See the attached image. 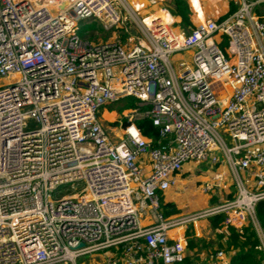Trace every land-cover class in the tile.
Instances as JSON below:
<instances>
[{
    "label": "built area",
    "instance_id": "2783aa9c",
    "mask_svg": "<svg viewBox=\"0 0 264 264\" xmlns=\"http://www.w3.org/2000/svg\"><path fill=\"white\" fill-rule=\"evenodd\" d=\"M258 1L185 31L155 2L0 0V264H77L106 250L105 264H181L188 226L198 236V222L221 213L237 228L250 223L264 254ZM87 20L105 31L129 21L138 35L129 46L93 41L78 33ZM183 51L191 59L173 64ZM126 96L139 102L114 140L98 109ZM141 118L172 140L152 147ZM190 159L223 165L234 196L165 216L160 197ZM224 176L218 169L201 190ZM208 264L232 263L217 249Z\"/></svg>",
    "mask_w": 264,
    "mask_h": 264
},
{
    "label": "trees",
    "instance_id": "16d2710c",
    "mask_svg": "<svg viewBox=\"0 0 264 264\" xmlns=\"http://www.w3.org/2000/svg\"><path fill=\"white\" fill-rule=\"evenodd\" d=\"M168 5V8L171 14L174 17H179L180 21L179 26L191 30L196 26L193 19L195 14L189 0H165ZM194 4L198 0H192ZM238 9V4L234 0L229 1L228 12L223 15L217 21H221L234 13ZM252 12L264 19V0L258 1L253 5ZM96 26L101 27L96 23ZM101 29V28H100ZM103 31V29H101ZM88 31L85 33H78L82 36L88 37L89 39H94V35ZM93 35V36H92ZM95 40V39H94ZM93 40V41H94ZM124 41V39L122 38ZM217 42L220 43L222 48L225 47L227 38L223 35L216 36ZM124 98V97H123ZM122 99V98H120ZM118 99L117 101H119ZM135 107H132L133 109ZM111 111V110H110ZM137 128L140 130L141 134L148 138L151 141L152 147H159L166 139L159 137L158 129L152 125V122L149 118H141L135 122ZM124 125V118H123ZM234 191H229L227 194V199H231L234 196ZM162 199V198H161ZM213 199L209 200L208 204H212ZM162 212L165 216L170 214L180 213V209L176 208L174 204L168 202L161 203ZM255 215L260 227L264 228V199L257 202L255 205ZM226 215L221 213L205 219V226H209L212 231L216 233V244L217 248L223 249L225 252H232L230 255V262L232 264H263L264 263V254L260 247V242L256 234L255 229L250 223H246L240 228H237L231 224L225 223ZM209 229V230H210ZM206 239L204 237H198L194 234L192 227L187 231V248L186 256L181 264H195L194 263V249L201 245V248L210 249V255L217 249L212 243H205Z\"/></svg>",
    "mask_w": 264,
    "mask_h": 264
},
{
    "label": "rangeland",
    "instance_id": "374dc122",
    "mask_svg": "<svg viewBox=\"0 0 264 264\" xmlns=\"http://www.w3.org/2000/svg\"><path fill=\"white\" fill-rule=\"evenodd\" d=\"M136 2L142 3L141 0L139 1L134 0L131 3L135 4ZM158 5H161V4H158ZM120 26H124L123 27L124 29H120L119 28ZM120 26L118 28L109 29L108 31H105V30L102 31L101 30L102 28L96 26L95 22H91L87 20V21H79L77 23V29L80 30V32L82 33H85L88 31H94V32H90L94 35L95 40L92 39L94 41H99V40L108 41V40H113L117 38L121 42V44H123L124 46L131 45L134 42V37L138 35V30L129 21L127 22V24H125V21H124V23L120 24ZM174 27L178 29L179 28L178 23H174ZM184 30L188 31V29L186 28ZM122 38L124 39V41L122 40ZM183 53L184 52H179V53H176L175 55L176 57H179L178 55H183ZM173 64H176V60H174ZM138 102L139 101L135 97L126 96L120 99L119 101L110 102V103L104 104L99 107L97 114L101 120V123L107 129V131L109 132V135H111V137L114 140H118L120 137L123 136V127L120 124L123 122L124 113L128 112V110L131 109L132 107H137ZM172 138H173V135H169L166 141L172 140ZM218 157L220 158V160L223 159V156L220 153L218 154ZM189 161L195 163L194 166L196 168L206 167L204 168L205 170L201 173V175L214 174L218 171L217 167L210 166L208 162H203V161H198V160H193V159H190ZM207 164L210 166L209 168H207ZM194 173H196V171ZM227 179L228 181H230L229 178ZM192 186L193 185H190V187ZM194 186H196V184ZM200 186L197 187V190H198L197 192L195 190H192V195L190 194V192L185 193V195H181L179 197V203L186 204L187 198H189L190 200L191 198H193V200H195L194 202H189V204L198 202L201 196L204 195V193L200 189L201 188ZM228 187H229L228 191L235 190L234 185L232 183H230ZM225 191L226 190H224L222 187H218V188H215V194H213V196L210 193H208L210 198L214 200V202L212 203H216L219 200L227 199L226 192L228 191L226 192ZM160 201L162 203L161 197H160ZM180 213H182L181 210H180ZM205 225H206L205 219H202L200 220V222H198V231H199L198 237H201V238L204 237V239L207 238L205 243H212L213 247L217 248L218 245L216 244V233L212 231L209 226H205ZM188 227L191 228L192 226H188ZM109 252H110L109 250H106V251H100L97 253V255H93V256L84 255V256L78 257L76 259V263L77 264H105V259ZM203 253H204V250H203Z\"/></svg>",
    "mask_w": 264,
    "mask_h": 264
},
{
    "label": "crops",
    "instance_id": "0c3cea01",
    "mask_svg": "<svg viewBox=\"0 0 264 264\" xmlns=\"http://www.w3.org/2000/svg\"><path fill=\"white\" fill-rule=\"evenodd\" d=\"M129 1L132 2L134 0H129ZM135 1H139V0H135ZM141 1L144 4H149V3L155 2L157 4L167 5L165 0H141ZM189 1L191 4V7L195 13L193 15L194 22L197 23L201 19L217 20V19L221 18L223 15H225L228 12L230 0H198V2L196 4H194L192 2V0H189ZM234 1L236 2V4H238L239 0H234ZM174 20L176 23H179L180 18L174 17ZM178 27H179L178 28L179 30L183 29V27H181L179 25H178ZM182 32H184V31L182 30ZM183 52H184L183 55H178L179 57H176V55H175L174 60L178 61L180 59H184V60L189 61L191 59V52L190 51H183ZM194 165H195V163L190 162V161L184 163V165L181 169V172L176 175V178H177L176 185H174L173 187H171L170 189H168L167 191H165L161 195L162 202H164V203L168 202V203L174 204V206L176 208L180 209L182 211V213H187L189 211H193L195 209H200V208L204 207L205 205H207L209 203V200L211 199L208 193H210L212 196H213V194H215V188H212V190H210V192H203L201 190L204 193V195L201 196V198L198 200V202L189 204V202H194L195 200H193V198H191V200L189 198H187L186 204L179 203V197L181 195H185V193H188V192H190V194L192 195V190H195L197 192L198 186H200L201 184H203L207 181L213 180L214 174L201 175V173L205 170L204 168H206V167L196 168ZM209 167L210 166L207 164V168H209ZM194 168H195V170H194ZM218 169L222 170L223 172L225 170V176H224L223 181L220 185L224 190L228 191L229 190L228 186L230 184V181H228V179H227V178H229L228 172L226 171V169L223 165H220L218 167ZM195 171H196V173H194ZM195 184H196V186H194ZM190 185H193L192 186L193 188L190 187ZM228 192H226V193L228 194ZM197 231H198V228H197ZM210 249H212V248H208V249L201 248V245L199 244V247H196L194 249V251H196L193 255L194 263L195 264H208V261L211 257V255H210L211 250ZM213 249H214V247H213ZM217 249H221V248H217ZM203 250H204V253H203ZM225 254H226L227 258L230 259V255L232 254V252H225Z\"/></svg>",
    "mask_w": 264,
    "mask_h": 264
},
{
    "label": "water",
    "instance_id": "95a60500",
    "mask_svg": "<svg viewBox=\"0 0 264 264\" xmlns=\"http://www.w3.org/2000/svg\"><path fill=\"white\" fill-rule=\"evenodd\" d=\"M79 246H81V244H79Z\"/></svg>",
    "mask_w": 264,
    "mask_h": 264
}]
</instances>
